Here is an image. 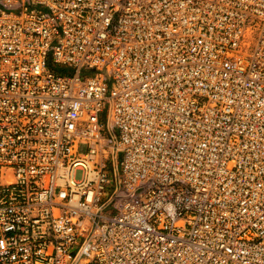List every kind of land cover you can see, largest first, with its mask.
<instances>
[{
	"label": "built area",
	"instance_id": "built-area-1",
	"mask_svg": "<svg viewBox=\"0 0 264 264\" xmlns=\"http://www.w3.org/2000/svg\"><path fill=\"white\" fill-rule=\"evenodd\" d=\"M0 264H264V0H0Z\"/></svg>",
	"mask_w": 264,
	"mask_h": 264
},
{
	"label": "rangeland",
	"instance_id": "rangeland-1",
	"mask_svg": "<svg viewBox=\"0 0 264 264\" xmlns=\"http://www.w3.org/2000/svg\"><path fill=\"white\" fill-rule=\"evenodd\" d=\"M76 175H77V177H80V172H77Z\"/></svg>",
	"mask_w": 264,
	"mask_h": 264
}]
</instances>
